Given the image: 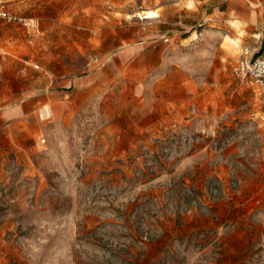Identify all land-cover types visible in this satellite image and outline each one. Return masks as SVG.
<instances>
[{
    "label": "rangeland",
    "instance_id": "obj_1",
    "mask_svg": "<svg viewBox=\"0 0 264 264\" xmlns=\"http://www.w3.org/2000/svg\"><path fill=\"white\" fill-rule=\"evenodd\" d=\"M200 1L2 0L0 55L88 93L0 130V264H264V103L234 71L264 0L222 24Z\"/></svg>",
    "mask_w": 264,
    "mask_h": 264
},
{
    "label": "crops",
    "instance_id": "obj_2",
    "mask_svg": "<svg viewBox=\"0 0 264 264\" xmlns=\"http://www.w3.org/2000/svg\"><path fill=\"white\" fill-rule=\"evenodd\" d=\"M251 0H205L200 1L201 9H207V20L211 22L224 23L231 20L242 21L249 13ZM255 20L261 16L259 5L255 9ZM256 36V35H255ZM244 49V48H243ZM39 68V66H36ZM30 62H18L10 57L0 55V130L17 127L25 130L29 122L37 123V129L42 127L40 115L44 116L48 107L51 114L57 113L63 107H69L75 103L76 95L88 93L85 89H72L73 81L67 79L62 87L57 81L47 80L37 74ZM167 105H161L155 109V117L150 124H137L136 136L127 141L131 144L140 143L143 140L149 142L154 138L153 132L162 129L166 121ZM159 115V116H158ZM35 127V125L30 126ZM30 136V135H29ZM228 154V153H227ZM194 162L196 158L190 157ZM180 168V167H179ZM178 168V170H179ZM187 185L194 184L198 179H186ZM168 194V189L163 188L161 195L163 199ZM186 223L192 230H198L197 225L201 216L198 212L186 216Z\"/></svg>",
    "mask_w": 264,
    "mask_h": 264
},
{
    "label": "built area",
    "instance_id": "obj_3",
    "mask_svg": "<svg viewBox=\"0 0 264 264\" xmlns=\"http://www.w3.org/2000/svg\"><path fill=\"white\" fill-rule=\"evenodd\" d=\"M0 17L9 22L23 21L17 16L3 11L2 1L0 2ZM25 25L27 24L25 23ZM234 71L239 78L250 82L257 89L258 96L264 103V55L255 54L250 47L244 48ZM196 204V202L191 203L187 211H192Z\"/></svg>",
    "mask_w": 264,
    "mask_h": 264
},
{
    "label": "bare ground",
    "instance_id": "obj_4",
    "mask_svg": "<svg viewBox=\"0 0 264 264\" xmlns=\"http://www.w3.org/2000/svg\"><path fill=\"white\" fill-rule=\"evenodd\" d=\"M2 0H0V2H1ZM153 17V14L152 13H149L148 14V16H147V18H152Z\"/></svg>",
    "mask_w": 264,
    "mask_h": 264
}]
</instances>
